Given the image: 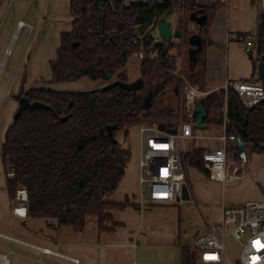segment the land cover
Here are the masks:
<instances>
[{"label": "trees", "instance_id": "trees-1", "mask_svg": "<svg viewBox=\"0 0 264 264\" xmlns=\"http://www.w3.org/2000/svg\"><path fill=\"white\" fill-rule=\"evenodd\" d=\"M197 1L162 0L163 4L152 7L118 1L111 4L109 0H69L71 29L60 33L55 56L48 63L50 81L60 83L87 78L104 84L84 92L35 87L20 90L19 94L29 102H40L50 108L22 111L8 126L1 145L3 165L7 172L14 173L13 178L6 177L7 196L13 200L15 191L24 188L30 219L43 220L55 230L68 226L77 232L84 228L88 217H95L99 231H108V225H116L112 212L123 210L126 204L108 198L116 192L129 161V151L118 142L117 135L122 133L126 137L129 128L141 123L175 126L179 116L174 109L177 95L173 92L176 80L172 73L178 70V64L171 58L160 63L147 58L141 60L139 75L144 86L136 93L120 88L103 91L102 87L108 83L106 75L110 74L112 80L129 82L124 68L138 51V45L130 41L132 30L128 22L143 31L156 16L178 4L186 16L204 10L209 26L218 5ZM254 1L251 0V4ZM173 10L171 7L168 14ZM246 37L248 34H242L240 40ZM255 41L257 57L251 63L253 76L259 58L264 55V0ZM145 46H149L147 41ZM196 67L203 71L204 51ZM196 67L192 78L187 72L188 78L203 88V79L198 77L201 72L195 71ZM200 105L207 115L203 124L220 127L222 94L210 95ZM113 125L117 126L113 132L114 143L105 129ZM225 131L239 137L248 154L264 155V102L253 110L245 109L230 91ZM227 151L229 158L236 160L237 148L229 146ZM204 152L197 149L187 159V164L206 174L202 163ZM51 220H55V227L50 224ZM179 250L181 264H192L190 246H179Z\"/></svg>", "mask_w": 264, "mask_h": 264}, {"label": "rangeland", "instance_id": "rangeland-1", "mask_svg": "<svg viewBox=\"0 0 264 264\" xmlns=\"http://www.w3.org/2000/svg\"><path fill=\"white\" fill-rule=\"evenodd\" d=\"M68 2L69 0H16L11 4L10 0H0V232L14 236L34 234L50 239L49 237H55L56 233L55 229L42 225L40 219L21 220L10 211L13 200H9L6 193L7 169L2 162L1 145L18 107L14 96L19 94L20 90L25 91L33 87L57 92H84L95 90V86L97 89L104 84L98 82L95 85L87 78L60 83L50 81L48 63L55 56L60 33L71 29ZM201 2L211 3L210 0ZM226 6L220 7L225 13L220 16V20H216L218 26L224 28L225 34L220 62L223 71L228 75L246 79L251 74L250 63L255 60V54L251 48L249 53L252 60L248 58L238 34L256 35L263 0H255L254 4H251V0H228ZM173 9L170 14L166 12V17L173 21L177 29L180 30V26L184 29L180 30L181 38L165 49L178 64L177 68L182 67L186 73L187 39L191 34H196L197 27L187 23L188 15L186 16V12L178 4H175ZM18 21L24 26L16 27ZM179 22L184 24L179 25ZM8 31L10 33L7 36ZM134 57L135 55H132L129 58L124 68L129 82L140 77V62H135ZM179 102L178 98L176 103L174 101L178 116ZM212 129H194L195 135L208 138L183 143L189 199L183 201L179 197L178 200L166 204L145 203L144 207L140 204L138 185V125L129 128L126 137L119 133L117 139L128 149L129 161L122 181L108 200L124 202L125 208L112 212L116 225H108V231L98 230L95 217H88L84 228L78 232L68 226L60 227L61 241L68 245L66 250H70L67 253L78 259L79 264H131L133 259L140 261L139 259L144 257L155 263H163L165 260L162 258L171 257L172 250L179 249V246L192 247L196 239L205 233L206 223L217 221L215 217L219 215L222 205L236 206L247 201L264 203V155L248 154L245 148V175L241 180L223 185L210 181L188 166L187 159L197 149L204 152L217 146L216 142L209 139ZM238 163L237 160L228 158L227 168L231 170L238 167ZM41 229L43 232H40ZM133 242L134 248L131 247ZM5 243L12 250H20L11 243ZM224 245L227 254L224 255L223 264H233L232 261L239 264L240 247L237 242L228 236ZM0 252H6V249L0 247ZM11 258L15 261L17 259L15 256Z\"/></svg>", "mask_w": 264, "mask_h": 264}, {"label": "built area", "instance_id": "built-area-1", "mask_svg": "<svg viewBox=\"0 0 264 264\" xmlns=\"http://www.w3.org/2000/svg\"><path fill=\"white\" fill-rule=\"evenodd\" d=\"M113 1L122 2L125 5L136 3L152 7L163 4L162 0L150 2H147L148 0H109L111 4ZM210 1L212 4L218 5H226L228 2V0ZM197 3H201V0H198ZM173 6L171 5L172 10ZM163 16H167L166 13L156 16L152 24L143 31L135 23L128 22L129 28L132 30L130 41L138 45V51L134 54L137 62L144 58L156 63L170 60L169 51L165 47L175 44L178 39H172L170 43L161 46L147 40L149 35L155 36L159 20ZM18 26L21 27L24 24L19 22ZM145 41L148 42L149 47L145 46ZM244 47L247 53L251 52V48L254 51L255 44L252 37L244 39ZM172 77L176 80V95L180 101L178 122L173 128L165 127L164 130L158 129L157 125L143 123L138 125L140 145L138 185L141 207H144L145 203L166 204L175 199L178 200L182 186H187L183 143L188 140L208 138L194 134L197 118L194 113L196 102L200 103L206 97L217 93L223 96V123L212 132V136L209 138L218 146L213 150L205 151L202 155L203 169L207 177L222 185L240 179L244 173V164L247 160L245 152L238 153L237 150L238 167L231 170L227 168L229 158L227 150L229 146L237 148V140L239 139V137L229 135L225 131L228 93L234 92L245 109H250V107L264 102V83L260 80L225 81L222 83L210 81L203 88H200L196 83L189 80L187 72L185 73L182 67L174 71ZM169 130H173L174 133H170ZM6 177L11 179L14 177V173L8 171ZM27 202L26 190L22 187L18 188L13 199L12 215L22 220L27 219ZM50 224L55 227V220H51ZM228 236L232 237L240 247L239 264H264V203L247 201L236 206L223 205L219 221L211 224L206 223L205 233L197 238L194 245L190 247L192 264H223L224 255L227 254L224 240ZM0 241L38 250L41 253H51L48 249L2 232H0ZM0 247L6 249V254H0V264H13L9 258L13 253L12 249L4 243H0ZM131 247H135L134 242ZM54 254L68 259L73 264H78L76 259L58 253ZM232 263L237 264L234 261ZM132 264L141 263L133 261ZM177 264H181L180 255Z\"/></svg>", "mask_w": 264, "mask_h": 264}, {"label": "crops", "instance_id": "crops-1", "mask_svg": "<svg viewBox=\"0 0 264 264\" xmlns=\"http://www.w3.org/2000/svg\"><path fill=\"white\" fill-rule=\"evenodd\" d=\"M15 1L16 0H10V3L13 4ZM216 5H218V4H216ZM221 6H226V5H218V9L216 10L211 22L209 23V26L206 25V36H207V39H209L211 41V43H210L211 45L210 46H206L205 47L206 49L204 50V55H205L204 56V69H203V71H201L195 65V67H196L195 71L202 73V74L201 73L198 74V77L203 79V85L204 86L206 85V83H208L210 81H214L216 83H222V82H225V81H234L235 79H238V80L242 79L241 81H253V80H256L257 76H258L257 70L255 72V76H253L254 73L252 74V71H251L250 76L245 79V77H243V78H235V77H233L231 75H228L227 72H224L223 69H222V63L220 62V59H221L220 54L222 55L221 48L224 46L223 42H224L225 34H224V28H222V26H220V25L218 26V23H216V20L217 19L220 20V16H223L224 13H225L224 9H220ZM169 10H171V7H170ZM166 18H167L168 21L171 22L172 28L173 29H177L176 27H174L173 21L168 19V17H166ZM258 18H259V16H258ZM187 21H188L187 23H190V25L193 24V23H191L188 20V18H187ZM19 22H21V21H18V23ZM10 23H11V21H10ZM18 23L16 22V27H19ZM12 25H13V21H12ZM9 26H10V24H9ZM193 26H195V25L193 24ZM191 31H194V30H191ZM9 33L10 32L8 31L7 36L9 35ZM242 34H246V33H239L238 34V39H240V36ZM248 37H252L253 38V41H254V44H255L254 54H255V59H256V53H255V51H256V41H255V36H252V35L248 34ZM241 43L244 46V41L243 40H241ZM226 47H227V45H226ZM249 54H251V53H248V55ZM200 55L198 56V61H199ZM205 57H206V59H205ZM134 61L137 62L135 60V58H134ZM195 67H194V69H195ZM250 67L252 69V64L251 63H250ZM185 68L188 69V60H187V65H186ZM193 72H194V70H193ZM188 73H189V70H188ZM189 75H190V73H189ZM94 83L96 85L98 82H94ZM96 87L97 86H95V89H96ZM211 128H213L211 131L214 132V130H217L219 127H211ZM188 141H191V140H188ZM217 146H218V144H217ZM201 174H203L206 178H208L207 174H204V173H201ZM244 175H245V170H244V173L241 175V178L237 179V180H241ZM237 180H235V181H237ZM235 181H233V182H235ZM212 182H215V181H212ZM216 183H219V182H216ZM188 186H189V181H188V184H187V189H188ZM9 205H11V201L9 202ZM12 205H13V201H12ZM221 207H220L219 215L217 217H215L216 218L215 220H217L215 222H218L219 219H220ZM10 211H11V209H10ZM11 214H12V212H11ZM27 219H25V220H27ZM33 220H36V219H33ZM41 222H42V225H44L46 227H51L45 221L41 220ZM59 229H60V227L58 229H56L55 237H53V238L49 237L50 239H48L47 237L43 238L42 236H36L34 234H22V237H20V236H14V235H10L8 233H5V234H8L10 236L23 239V240H25L27 242H30V243H32L34 245H37V246H39L41 248H45V249H48L49 251H51V253H41L38 250H34V249H30V248H27V247H24V246L13 244L16 247H18L20 250H12L13 253L9 256L10 260L12 261V263L13 264H63V263L73 264L68 259L59 257L56 254H54V253H58V254H61L63 256H66L68 258L76 259L74 256H71V255H69L67 253L70 250H66L68 245L64 244V242L61 241V236H60ZM205 231H206V229H205ZM40 232H43V229H41ZM2 233H4V232H2ZM0 243H4L5 245H7L5 242H1L0 241ZM165 251L167 252V250H165ZM178 251H179V255H180V250L178 249ZM172 252L173 253H172L171 257L168 258V256H166V257L162 258V260H165V261H163V263H169V264L174 263V256H175L176 249L172 250ZM0 254L3 255V254H6V252H3V253L0 252ZM13 256L17 257L16 261H15V259L13 260L11 258ZM76 260H78V259H76ZM139 260L140 261H136L135 259H133V261H136V262L141 263V264H157L154 261L146 259V257H144L143 259L140 258ZM78 264H79V261H78Z\"/></svg>", "mask_w": 264, "mask_h": 264}, {"label": "water", "instance_id": "water-1", "mask_svg": "<svg viewBox=\"0 0 264 264\" xmlns=\"http://www.w3.org/2000/svg\"><path fill=\"white\" fill-rule=\"evenodd\" d=\"M150 1H158V0H148L147 2H150ZM134 4L136 3H132V5ZM188 20L191 23H193L198 28V30L206 29V25L208 22V16L204 12V10H197L189 14ZM180 37H181L180 30L173 29L171 22L167 20L166 16H163L159 20L158 28H157V32L155 36L149 35L147 40L149 42H155L157 46H161L163 44L170 43L172 39H179ZM187 43H188V48H187L188 70L190 73V77L192 78L194 75V72H193L194 67L198 61V56L203 51V48L205 47V45L210 44V40L209 39L205 40L196 33V34H191L188 37ZM250 57L251 56L248 55L249 59ZM257 74H258L259 80L262 83H264V55H262L259 58V61L257 63ZM106 81L108 83H106L102 87L103 91H107L113 88H120L121 90L126 91V92L136 93L140 91L144 86L143 80L140 77L131 82H121L118 80H112L111 75L107 74ZM173 92L175 95L177 94V86L174 87ZM14 100L18 103V107L13 116V121H15L18 118V116L21 114L22 111L27 110V109H30V110H36V109L49 110L50 109L49 106L43 103L29 102L24 96H20L19 94L14 96ZM148 102L149 100H147V106H148ZM70 105L71 104H69V107ZM258 105L259 104L250 107V110L257 108ZM194 113L197 116L195 129H200V130L206 129L207 126L203 124V120L206 118L207 115H206L205 110L202 108L199 102L195 103ZM245 121H246V116L244 117V122ZM157 127L160 130L165 129V126L163 124H159L157 125ZM105 129L107 132V136L110 138L112 143H114L115 138L113 137V132L117 129V126L116 125L107 126ZM169 132L174 133L173 130H169ZM237 150H238V153L244 152V146L240 138L237 140ZM180 199L183 201H187L189 199L188 189L186 185L182 186ZM178 261H179V251L178 249H176L175 256H174V264H177Z\"/></svg>", "mask_w": 264, "mask_h": 264}, {"label": "flooded vegetation", "instance_id": "flooded-vegetation-1", "mask_svg": "<svg viewBox=\"0 0 264 264\" xmlns=\"http://www.w3.org/2000/svg\"><path fill=\"white\" fill-rule=\"evenodd\" d=\"M179 25H182L181 24V22H179ZM184 26V25H183ZM180 30L182 31L184 28L182 27V26H180ZM196 33L198 34V35H200L203 39H205V40H207V36H206V29H200V30H198L197 29V31H196ZM188 40V39H187ZM187 45H188V43H187ZM205 47H206V45H205ZM205 47L203 48V51L205 50ZM202 51V52H203ZM202 52H201V54H202ZM20 95V94H19ZM21 96V95H20Z\"/></svg>", "mask_w": 264, "mask_h": 264}]
</instances>
